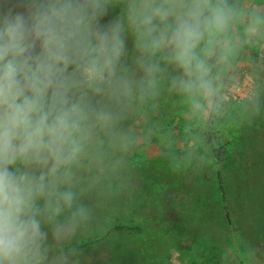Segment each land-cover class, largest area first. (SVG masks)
I'll list each match as a JSON object with an SVG mask.
<instances>
[{"label":"clouds","instance_id":"obj_1","mask_svg":"<svg viewBox=\"0 0 264 264\" xmlns=\"http://www.w3.org/2000/svg\"><path fill=\"white\" fill-rule=\"evenodd\" d=\"M259 39L264 11L238 0H0V264H81L85 197L118 176L123 121L166 66L194 115L217 112L214 67Z\"/></svg>","mask_w":264,"mask_h":264},{"label":"rangeland","instance_id":"obj_2","mask_svg":"<svg viewBox=\"0 0 264 264\" xmlns=\"http://www.w3.org/2000/svg\"><path fill=\"white\" fill-rule=\"evenodd\" d=\"M175 72L166 66L159 94L123 121L132 140L111 186L85 197L81 264H264V39L214 67L217 112L194 115L169 88Z\"/></svg>","mask_w":264,"mask_h":264},{"label":"built area","instance_id":"obj_3","mask_svg":"<svg viewBox=\"0 0 264 264\" xmlns=\"http://www.w3.org/2000/svg\"><path fill=\"white\" fill-rule=\"evenodd\" d=\"M238 89H240V88H238ZM234 93L237 94V95L234 94V97L237 98L238 95L242 94V90H236Z\"/></svg>","mask_w":264,"mask_h":264},{"label":"trees","instance_id":"obj_4","mask_svg":"<svg viewBox=\"0 0 264 264\" xmlns=\"http://www.w3.org/2000/svg\"><path fill=\"white\" fill-rule=\"evenodd\" d=\"M216 264H219V263H216Z\"/></svg>","mask_w":264,"mask_h":264}]
</instances>
